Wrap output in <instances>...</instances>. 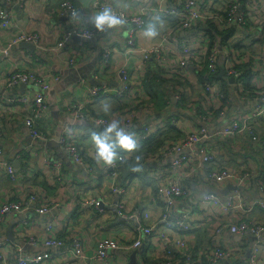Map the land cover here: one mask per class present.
Returning <instances> with one entry per match:
<instances>
[{
	"label": "built area",
	"instance_id": "obj_1",
	"mask_svg": "<svg viewBox=\"0 0 264 264\" xmlns=\"http://www.w3.org/2000/svg\"><path fill=\"white\" fill-rule=\"evenodd\" d=\"M138 10L135 14H128L117 7L111 0H91L94 11L105 6H112L118 15L129 24L126 29L124 51H129L135 45L138 33L146 22L151 19L165 18L170 22L168 29L160 34L158 43L147 47H139L144 60L152 57L161 71V75H170L181 84L175 83L170 89L172 96L179 100L182 88L186 90L184 82L188 80L189 72H193L196 84L201 87L205 98L203 102L193 104L188 111L196 115L198 124L184 137L163 142L150 153L147 163L153 160L168 159V163L157 173L149 172L155 182L156 197L161 203L158 223L151 225L146 219L145 210L136 209L130 212L123 210L120 202L116 204L118 215L126 221H132L135 236L127 241L119 240L108 234L100 237L93 253L101 264H109L114 254H122L125 261L129 260L131 252H135L138 264H152L148 261L147 249L155 245L160 252L158 264H264V175L244 168L235 171L220 163L210 142L214 139L237 140L246 139L254 151H262L264 164V133L258 132L264 120V0H138ZM76 11L74 5L64 0L61 3V13L73 17ZM209 24L213 28L234 26L235 31L225 40L218 35L210 38L206 34ZM0 25L6 29H17L16 20L11 10H0ZM203 25V31L195 34L193 29ZM210 28L211 33L214 29ZM173 31H182L186 35L173 40L172 50L174 58H167L163 50L168 36ZM94 28L81 27L67 31L48 51L63 48L72 34L90 39L100 34ZM249 37L254 40L257 50L237 47L239 40ZM31 42L37 45L39 35L35 32L17 31L5 47H0V54H8L9 48L17 43ZM81 43V42H79ZM110 56V49L101 53V62L106 64ZM72 62V60L70 61ZM222 67L224 75L220 78L233 77L227 81V98L220 81L208 79L209 75L218 74ZM97 69L93 78H97ZM244 70L249 73L248 80L244 79ZM203 74L202 80L197 73ZM120 82L116 87L105 84L89 86L91 98L67 103L64 111L73 120H84L92 126H106L110 120L92 114L85 105L90 100L111 97L116 100L133 99V109H126L121 115L122 126L135 133L137 144L149 139L152 135L165 127L166 120L158 119L139 129L134 127V110L145 101L143 83L133 84L128 69L120 70ZM57 80L58 77H54ZM185 80V81H184ZM83 81V80H82ZM21 83L38 87L39 90L24 92L16 96L13 90ZM51 80L45 74L32 71L15 70L9 73L4 81L7 95L0 94V111L7 106L23 105L28 108L20 120L26 126L34 141H45L47 132L37 127L38 120L47 110L46 91ZM146 94V93H145ZM147 95V94H146ZM145 98V99H144ZM173 123V122H172ZM255 129L256 133L253 131ZM61 150L73 163L84 168L89 175L95 176L94 166L82 155L79 142L71 131L64 129L59 138ZM2 153L0 146V154ZM111 165L116 172L118 162ZM43 168L46 174L53 175L57 181L63 177L62 163L52 162L50 157L44 159ZM114 172V173H115ZM15 169L11 161L0 159V175L15 178ZM117 176V172L115 173ZM199 177L205 183H212L217 187H224L227 182L233 189L223 195L207 190L203 191L196 200L195 207L188 206L180 210L179 198L185 193L182 181L185 178ZM254 179L257 185V195L247 198L244 196L245 185L243 179ZM228 179V181H226ZM114 187L118 194L126 192L128 186ZM89 204L99 206V200H90ZM63 204L59 199L43 196L40 189L33 188L31 192L16 200H6L0 203V233L3 230L4 219L10 213H26L33 210L38 214L49 211L61 212ZM198 209V210H197ZM260 211L259 214L255 212ZM31 221L22 220V225ZM53 228L52 223L45 225L46 230ZM201 237L196 244L197 238ZM20 244H15L4 238L0 239V264H45L53 257L65 253L63 238L48 235L40 244L54 252H31L23 245H36L38 240L31 235H22ZM82 242L74 239L68 249L72 256L82 257Z\"/></svg>",
	"mask_w": 264,
	"mask_h": 264
},
{
	"label": "crops",
	"instance_id": "obj_2",
	"mask_svg": "<svg viewBox=\"0 0 264 264\" xmlns=\"http://www.w3.org/2000/svg\"><path fill=\"white\" fill-rule=\"evenodd\" d=\"M64 0H0V10H11L16 20L17 29L9 30L0 25V47H5L10 38L17 31L35 32L39 35V42L33 51H29L17 43L9 48L8 54H0V94L7 95L4 89V81L9 73L15 70L32 71L45 74L51 80L50 87L46 91L47 110L38 120L37 127L46 131L47 139L53 140L64 129L71 131L79 142V148L84 156L96 171L95 176L71 161L64 151H56L50 146L42 145L44 141H34L30 132L20 120V117L28 111L23 105L7 106L0 111V146L2 153L0 159L5 158L11 161L15 169V178L0 175V203L6 200H16L33 188L42 190L43 196L59 199L63 208L61 212L49 211L47 214H38L33 210L26 213H10L2 225L0 239L5 238L6 230L11 227L14 237L20 239L22 235H31L39 242L30 245L29 251L40 252L55 249L40 245L48 235L63 238L64 254L53 257L45 264H101L93 258L96 241L103 235H112L122 241H127L135 236L132 221L121 218L116 210V204L121 201L123 210H145L146 219L151 225L158 223L161 212V203L156 197L155 182L142 180L139 177L132 178L127 184L126 192L118 194L114 187L119 185L116 181V172L113 167L100 166L94 161V149L91 144V136L97 134L90 128L92 125L84 120L74 121L64 111L67 103L81 99H92L89 86L95 83L105 84L109 87H116L120 82V70L128 69L133 84L141 85L148 72L156 71V62L150 57L144 60L143 55L138 51L139 47H147L160 41V34L170 26L165 18L148 20L143 29L136 37L135 45L129 51H124L126 29L129 24L126 22L119 29H106L104 32L92 37L91 41H76L73 37L67 41L63 48L48 51L61 39L62 35L70 31V27L80 29L91 27L93 23L88 19L87 14L95 11L91 7V0H68L76 8L75 17H67L61 13V3ZM117 7L128 14H135L138 10V0H111ZM218 1V0H216ZM153 29L157 35L148 37L146 31ZM203 31V25H197L193 29L195 34ZM202 33V32H201ZM182 31H173L168 36L165 48L167 58H174L176 53L171 49V42L185 36ZM244 48L257 50L254 40L245 37L241 40ZM110 49V56L106 64L101 62V53L104 49ZM72 60V62H70ZM99 70L97 78L93 74ZM166 74V72H162ZM160 76L167 80H175L170 75ZM54 77H58L54 80ZM83 80V81H82ZM193 72H189L188 82L184 84L186 90H182L181 98L175 100L170 93L173 83L163 84L164 97H169L166 104L158 107L146 103L137 106L134 111V127L139 129L146 124L153 123L158 119L166 120L165 127L156 131L151 139L150 146L163 138V142L184 137L191 129L198 124L196 115L188 111L193 104L203 102L204 93L196 84ZM170 90V91H169ZM34 91L31 86L22 88L18 86L13 94L19 96L24 92ZM145 98H149L144 93ZM144 98V99H145ZM134 100H116L111 97L90 100L85 107L94 115L105 117L108 120L119 119L127 108L133 109ZM160 103V102H159ZM102 105L110 108L105 114L101 110ZM122 114V115H121ZM173 114V116H169ZM168 117V118H167ZM85 122V123H84ZM173 122V123H172ZM264 127V122L261 123ZM100 130V129H99ZM104 130L101 129V132ZM234 143L235 147H230ZM220 163L235 171H242L244 168L252 172H258L263 163L262 151H254L246 139L233 141L214 139L210 142ZM129 155V154H127ZM50 157L52 162H61L63 177L57 181L53 175L46 174L43 163L44 159ZM168 163V159L153 160L148 163L151 173L159 172L161 167ZM115 172V173H114ZM150 173V174H151ZM149 174V175H150ZM118 175V174H117ZM255 179V178H254ZM254 179H243L245 185L244 196L247 198L257 195V185ZM228 181V179H226ZM45 185V186H44ZM184 195L179 198L178 208L180 210L188 206L195 207L196 200L203 191L215 187L218 195L226 186L232 185L227 182L224 187H217L212 183H205L199 177L185 178L182 181ZM233 189V188H231ZM230 189V190H231ZM90 200H99L96 208L89 204ZM198 210V209H197ZM260 211L255 212L259 214ZM31 221L28 225H22V220ZM52 223L53 228L46 230L45 225ZM74 239L82 242V257H74L68 250ZM196 244L201 237L195 239ZM148 261L158 264L160 252L155 245L147 249ZM109 264H126L122 254H114Z\"/></svg>",
	"mask_w": 264,
	"mask_h": 264
},
{
	"label": "trees",
	"instance_id": "obj_3",
	"mask_svg": "<svg viewBox=\"0 0 264 264\" xmlns=\"http://www.w3.org/2000/svg\"><path fill=\"white\" fill-rule=\"evenodd\" d=\"M212 26H213L212 24H209V29H207V32H206V34L209 35L210 38H213L215 35H218V36H221L225 40L227 37H229L235 31L234 26H229V27H225V28H219L217 26L215 28H213ZM210 28L214 29V33H211ZM235 45L237 47L244 48V45L241 44V40H239L238 43H236ZM160 73H161V71H160L159 67L156 66V71L153 70L151 73L148 72L144 78V81H143V88L145 90V93L154 102L156 101V106H158V107L165 105L166 101L169 100V97H167V96L164 97L165 92L161 89L163 86L162 82L164 80H167V79L162 78L161 76H163V75L160 76ZM243 76H244L245 81H247L248 77H249V73L247 70H244ZM197 78L202 80L203 74L201 72L197 73ZM207 78L210 80L216 79V80L220 81L221 86H222V90L224 91V94H225V97L226 98L228 97L227 96L228 94H227V80L226 79H223L220 77L217 78L216 74L209 75ZM187 82H188V80H186L184 82V84H186ZM169 116H173V114H170ZM262 122H264V120ZM90 129L96 133L101 132V130H99L95 126H92ZM253 132L256 133L255 129H253V131H251V133H253ZM258 132L263 134L264 133V127L258 128ZM150 139L151 138L139 143L136 151H134L132 153H123L122 154V155H124V157L121 161L118 162V165L116 167V172L118 174L116 176L117 183H119L120 185H123L126 182H129L132 178H136V177H139L142 180H146L149 183H150L149 180L152 181V177L149 175L150 166L147 163V159H148L150 153L155 151V149L163 143V141H162L163 138L158 140L153 145V147L150 146ZM249 146H250V144H249ZM127 154H129V155H127ZM137 155L140 156L139 161L135 160V157ZM92 164H94V163H92ZM135 168L137 170H134ZM258 174H259L258 176L263 177V175H264V164L260 165V169L258 170Z\"/></svg>",
	"mask_w": 264,
	"mask_h": 264
},
{
	"label": "clouds",
	"instance_id": "obj_4",
	"mask_svg": "<svg viewBox=\"0 0 264 264\" xmlns=\"http://www.w3.org/2000/svg\"><path fill=\"white\" fill-rule=\"evenodd\" d=\"M72 16H76V11L72 12ZM87 16L99 32H104L106 29H119L126 23L112 6H105L92 14H87ZM145 35L154 37L157 33L155 30L149 29ZM101 110L107 114L110 108L107 105H102ZM102 127L104 128L103 132L94 134L90 138L94 149L93 158L97 165L111 166L118 159H121L123 153H132L137 150L138 144L135 133L122 126L119 119H112L106 126ZM135 160L139 161L140 156L137 155Z\"/></svg>",
	"mask_w": 264,
	"mask_h": 264
},
{
	"label": "water",
	"instance_id": "obj_5",
	"mask_svg": "<svg viewBox=\"0 0 264 264\" xmlns=\"http://www.w3.org/2000/svg\"><path fill=\"white\" fill-rule=\"evenodd\" d=\"M72 30H73V28L71 26L70 27V31H72ZM72 37L76 41H79V42H87V41H91L92 39H94V38H90V39L82 38L81 36L76 35V34H72ZM21 45L23 47H25L26 49H28L29 51H33L35 49V46L31 42H21ZM222 75H224V70H223L222 67H220L219 68V72L217 74V78L221 77ZM227 81L231 83L233 81V77H231V76L228 77ZM19 86L24 89V88H26L27 85L25 83H21ZM31 88H33L36 91L39 90L38 87L31 86ZM74 121H77V120H74ZM98 129L104 130V128L102 126H98ZM59 138H60V132L57 134V136L55 137V139L48 140V141H44L41 144L42 145H45V146H50L53 149H55L56 151H62L61 148H60V144H59ZM231 188H233L232 185L226 186L221 193H226ZM208 191L213 192V193H216L217 192V190H216L215 187H210L208 189ZM5 238L8 239V240H10L11 242H13L15 244H20L21 243V241L18 238H16V237L13 236L11 227H9L6 230V232H5ZM23 247H24L25 250H29V248H30V246L28 244H24ZM126 264H138L137 261H136L135 252L134 251L130 253L129 260L127 261Z\"/></svg>",
	"mask_w": 264,
	"mask_h": 264
},
{
	"label": "rangeland",
	"instance_id": "obj_6",
	"mask_svg": "<svg viewBox=\"0 0 264 264\" xmlns=\"http://www.w3.org/2000/svg\"><path fill=\"white\" fill-rule=\"evenodd\" d=\"M166 81L169 82V83H173V84L177 83V80H176V79L173 80V81H170V80H164V81L162 82V85H163V84H166V85H167V82H166ZM179 81L182 82V80H179ZM179 81H178V83L181 84ZM178 83H177V84H178ZM169 91H170V90H169ZM171 93H172V94H171ZM170 94L173 96V95H174V92H173V91H170L169 95H170ZM143 102H144V103L147 102L148 104H151V105H155V104H156V101L154 102V101H153L152 99H150V98H146L145 101H143ZM229 146H230V147H235L234 143H231V145H229Z\"/></svg>",
	"mask_w": 264,
	"mask_h": 264
}]
</instances>
